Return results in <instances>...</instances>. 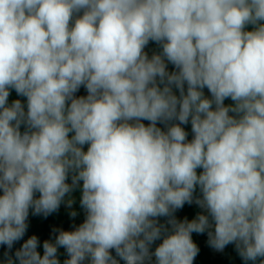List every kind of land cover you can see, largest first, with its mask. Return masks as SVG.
<instances>
[{
  "label": "clouds",
  "instance_id": "clouds-1",
  "mask_svg": "<svg viewBox=\"0 0 264 264\" xmlns=\"http://www.w3.org/2000/svg\"><path fill=\"white\" fill-rule=\"evenodd\" d=\"M78 182L83 222L15 264H59L58 247L64 264H193L206 230L264 264V0H0V244Z\"/></svg>",
  "mask_w": 264,
  "mask_h": 264
},
{
  "label": "trees",
  "instance_id": "trees-1",
  "mask_svg": "<svg viewBox=\"0 0 264 264\" xmlns=\"http://www.w3.org/2000/svg\"><path fill=\"white\" fill-rule=\"evenodd\" d=\"M161 51L160 46L153 42L149 41V43L145 46L144 52L151 57L154 53L158 54ZM166 68L167 71L172 72L174 71V66L166 61ZM185 92L187 86L185 85ZM174 94L179 96L178 90L173 88ZM205 96H210L207 89H203ZM9 96L7 98L8 104H11L13 100H20L21 104L25 106L26 111V98L23 96H18L16 92L13 89H9ZM86 89L81 86L76 93H74V96H85ZM232 101L230 99H225L224 104L229 105ZM231 114V113H230ZM143 123L147 124V121H142ZM158 127H160L162 130H164V125L158 123ZM186 133L187 137L186 139L191 140L192 133H191V125L190 123L181 125ZM21 132L24 131V126L21 125L20 128ZM71 135V133L69 134ZM87 149V145L83 146V150ZM200 169H197V172L199 173ZM67 183H71V175H69L68 179L66 180ZM78 186L72 190V192L69 194L70 198L72 199V205L69 208L65 202H61L59 208L49 214L47 217H44L42 215H33L31 212V209L29 210V216L27 219V229L24 234V236L18 240L15 241L12 245L11 249H8L5 245L0 244V264H4L5 262V253L7 252L8 256L12 257L14 264H15V256L14 253L16 250H18L21 246V244L27 240L30 236L35 235L38 240L37 244V252L41 255L43 254V248L42 244L44 241L54 242L55 237L57 235V231L54 230H64V231H71L75 226H78L80 223L83 222L84 219V210L80 206V187ZM38 196V193L36 194ZM200 195L199 189L197 188L193 196L198 197ZM75 211L76 216L72 217L69 215L70 212ZM203 210L199 208L198 205L195 204V202L189 204L185 203L183 207L175 210L173 213L175 219L177 221L188 219L192 220L198 213H201ZM168 217H158L157 221L158 223L164 224L166 228H170V225L167 224ZM212 230V229H209ZM206 230L204 233H195L193 232L191 234V238L193 242L197 245L199 251L196 257L194 258L193 264H245V261L241 259L238 252L236 251L234 244H228L225 246V248L222 251H217L209 246L208 244V236H207ZM160 240H156L153 242V244L150 246L149 251H154L155 247L160 243ZM110 254L117 259L118 264H124L123 260H121L119 257L116 256L114 250H109ZM57 259L59 261V264H64V261L68 259V254L66 253V250L63 247L57 248ZM155 258L152 257V264H154ZM259 262V258L257 261V264ZM86 264V262H85ZM247 264H252L251 261H248Z\"/></svg>",
  "mask_w": 264,
  "mask_h": 264
},
{
  "label": "rangeland",
  "instance_id": "rangeland-1",
  "mask_svg": "<svg viewBox=\"0 0 264 264\" xmlns=\"http://www.w3.org/2000/svg\"><path fill=\"white\" fill-rule=\"evenodd\" d=\"M87 93H85V95H86Z\"/></svg>",
  "mask_w": 264,
  "mask_h": 264
}]
</instances>
